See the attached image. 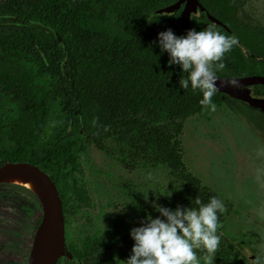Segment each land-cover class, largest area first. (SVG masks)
<instances>
[{
  "label": "trees",
  "instance_id": "16d2710c",
  "mask_svg": "<svg viewBox=\"0 0 264 264\" xmlns=\"http://www.w3.org/2000/svg\"><path fill=\"white\" fill-rule=\"evenodd\" d=\"M177 1H0V166L29 163L48 175L61 201L66 249L83 262L131 244L116 232L70 230L71 217L91 206L80 165L90 147L125 172L149 177L156 185L149 198L163 207H196L197 196L203 203L211 196L221 200L214 255L229 261L230 244L221 229L233 206L204 186L182 159L185 123L210 110L200 105L199 91L179 87L185 73L167 65V53L155 43L166 29L183 35L175 24L181 10L157 14ZM198 1L237 38L216 76H264V26L244 13L245 0ZM209 24L229 35L203 13L190 19L197 31ZM251 95L264 98V87L251 89ZM224 99L213 95L215 109ZM123 187L132 199L131 182ZM135 207L147 210L144 201Z\"/></svg>",
  "mask_w": 264,
  "mask_h": 264
},
{
  "label": "rangeland",
  "instance_id": "374dc122",
  "mask_svg": "<svg viewBox=\"0 0 264 264\" xmlns=\"http://www.w3.org/2000/svg\"><path fill=\"white\" fill-rule=\"evenodd\" d=\"M243 11L264 26V0H245ZM181 149L186 167L233 206L221 229L230 244L225 247L229 261L214 255L217 245L211 254L194 249L199 264H248L250 258L251 264H264V113L224 99L221 108L185 123ZM80 165L91 206L84 215L71 217L70 230L79 232L85 227V234L116 232L129 237V230L139 226L146 214L158 215L151 207L149 196H155L156 185L149 177L125 172L92 147L80 158ZM125 181L133 186L132 199L123 187ZM140 201L146 211L135 207ZM41 215V205L32 192L9 180L0 183V264H26L35 220ZM132 243L83 264H124Z\"/></svg>",
  "mask_w": 264,
  "mask_h": 264
},
{
  "label": "clouds",
  "instance_id": "9594fccd",
  "mask_svg": "<svg viewBox=\"0 0 264 264\" xmlns=\"http://www.w3.org/2000/svg\"><path fill=\"white\" fill-rule=\"evenodd\" d=\"M155 43L160 53H167L166 64L178 65L185 73L178 80L179 87L199 91L200 105L214 111L212 97L218 91L215 70L223 68L222 58L237 44V38L209 24L199 31L188 29L180 36L166 29L157 33ZM236 83L228 82L231 86ZM192 202L196 207L173 209L151 202L158 215L153 218L146 214L139 226L129 230L133 243L124 264H199L194 249L213 253L219 243L217 212L224 211L223 203L215 196L206 203L197 196Z\"/></svg>",
  "mask_w": 264,
  "mask_h": 264
},
{
  "label": "water",
  "instance_id": "95a60500",
  "mask_svg": "<svg viewBox=\"0 0 264 264\" xmlns=\"http://www.w3.org/2000/svg\"><path fill=\"white\" fill-rule=\"evenodd\" d=\"M178 10L181 12L175 24L183 34L191 29V17L203 13L211 23L223 28L229 35H233L226 26L206 13L198 0H178L175 4L158 10L157 14L169 15ZM56 41L65 52V47L58 36H56ZM40 54L42 55V53ZM229 81L237 83L235 86H231L228 84ZM221 84L223 86H220ZM217 87V92L224 97L264 113V98L251 95V89L264 87V76L217 77ZM19 175L27 176L34 184L35 192L33 194L38 198L42 210L40 222L32 237L26 264H57L58 260L83 264V261L66 249L61 201L57 189L48 175L29 163H4L0 166V183H3L7 178Z\"/></svg>",
  "mask_w": 264,
  "mask_h": 264
},
{
  "label": "bare ground",
  "instance_id": "6f19581e",
  "mask_svg": "<svg viewBox=\"0 0 264 264\" xmlns=\"http://www.w3.org/2000/svg\"><path fill=\"white\" fill-rule=\"evenodd\" d=\"M6 180H9V183L15 186L22 187L23 189H26L32 193L35 192V187L32 181L25 175H19L16 177L7 178ZM4 180V181H6ZM3 181V182H4Z\"/></svg>",
  "mask_w": 264,
  "mask_h": 264
},
{
  "label": "flooded vegetation",
  "instance_id": "af4514ba",
  "mask_svg": "<svg viewBox=\"0 0 264 264\" xmlns=\"http://www.w3.org/2000/svg\"><path fill=\"white\" fill-rule=\"evenodd\" d=\"M20 188V187H19ZM28 209V207L27 206H25V210H27ZM37 219L38 218H36V220H35V222L37 221ZM38 226V225H37ZM37 226H36V228H37ZM36 230V229H35ZM35 230H34V232H35ZM2 253L0 252V255H1ZM28 255H29V253H28ZM27 259H28V256H27ZM251 260L249 259V261H248V264H251V262H250ZM26 263H27V260H26Z\"/></svg>",
  "mask_w": 264,
  "mask_h": 264
}]
</instances>
